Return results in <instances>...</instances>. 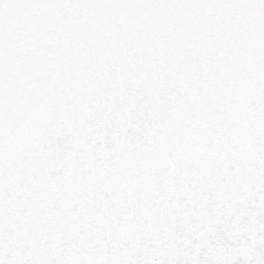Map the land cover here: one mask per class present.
Segmentation results:
<instances>
[{"label": "snow or ice", "instance_id": "snow-or-ice-1", "mask_svg": "<svg viewBox=\"0 0 264 264\" xmlns=\"http://www.w3.org/2000/svg\"><path fill=\"white\" fill-rule=\"evenodd\" d=\"M0 264H264V0H0Z\"/></svg>", "mask_w": 264, "mask_h": 264}]
</instances>
